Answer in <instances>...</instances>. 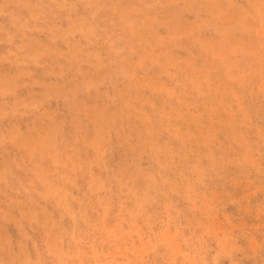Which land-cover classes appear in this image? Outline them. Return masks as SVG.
I'll use <instances>...</instances> for the list:
<instances>
[{"label": "rangeland", "instance_id": "rangeland-1", "mask_svg": "<svg viewBox=\"0 0 264 264\" xmlns=\"http://www.w3.org/2000/svg\"><path fill=\"white\" fill-rule=\"evenodd\" d=\"M0 264H264V0H0Z\"/></svg>", "mask_w": 264, "mask_h": 264}]
</instances>
